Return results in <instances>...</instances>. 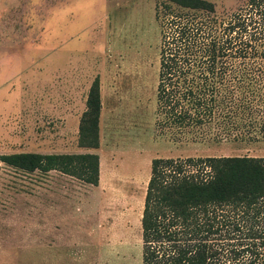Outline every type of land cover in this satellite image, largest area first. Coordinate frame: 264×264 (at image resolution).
Segmentation results:
<instances>
[{"label": "rangeland", "instance_id": "rangeland-1", "mask_svg": "<svg viewBox=\"0 0 264 264\" xmlns=\"http://www.w3.org/2000/svg\"><path fill=\"white\" fill-rule=\"evenodd\" d=\"M221 17L248 0H207ZM161 0H0V155L100 159L92 186L0 167V264H142L141 218L155 159L264 157V134L174 137L158 127ZM100 80V148L79 146Z\"/></svg>", "mask_w": 264, "mask_h": 264}, {"label": "trees", "instance_id": "trees-1", "mask_svg": "<svg viewBox=\"0 0 264 264\" xmlns=\"http://www.w3.org/2000/svg\"><path fill=\"white\" fill-rule=\"evenodd\" d=\"M158 127L174 137L264 134V0L219 16L207 0H161ZM100 80L90 87L79 146L100 148ZM25 173L56 171L92 186L97 154L0 155ZM142 264H264V157L155 159L141 218Z\"/></svg>", "mask_w": 264, "mask_h": 264}]
</instances>
